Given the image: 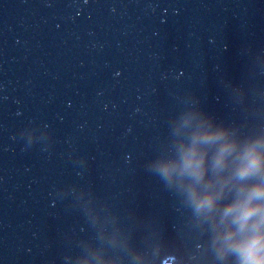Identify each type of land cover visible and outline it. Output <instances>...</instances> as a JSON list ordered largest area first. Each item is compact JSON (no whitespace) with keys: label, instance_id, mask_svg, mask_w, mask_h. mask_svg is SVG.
Returning <instances> with one entry per match:
<instances>
[{"label":"water","instance_id":"1","mask_svg":"<svg viewBox=\"0 0 264 264\" xmlns=\"http://www.w3.org/2000/svg\"><path fill=\"white\" fill-rule=\"evenodd\" d=\"M220 131L199 183L163 175ZM250 146L264 0H0V264H242L223 213L264 183L236 176Z\"/></svg>","mask_w":264,"mask_h":264},{"label":"clouds","instance_id":"2","mask_svg":"<svg viewBox=\"0 0 264 264\" xmlns=\"http://www.w3.org/2000/svg\"><path fill=\"white\" fill-rule=\"evenodd\" d=\"M224 136L225 133L222 131L197 134L192 147L181 149L179 163L163 165L161 172L166 177H171L176 173L180 176H191L199 183L205 174L206 154L201 153L196 145L215 143L222 140ZM233 151H235L233 144L222 145L215 157V167L224 168L227 157ZM237 159L239 166L236 176L240 179L260 174L264 169V158L257 153L255 146L247 148ZM221 194L210 192L201 198L193 192V197L197 200L199 209L211 211ZM239 196L240 198L227 207L223 213L225 219L232 217V223L239 227L236 231H230L222 237L224 248L221 251L238 252L242 264H264V183L251 189L241 188ZM255 201H261V203L256 204Z\"/></svg>","mask_w":264,"mask_h":264}]
</instances>
